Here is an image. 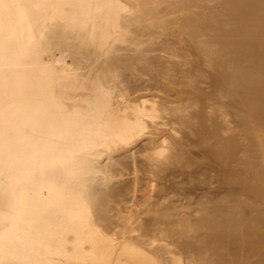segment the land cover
Here are the masks:
<instances>
[{"label": "bare ground", "instance_id": "bare-ground-1", "mask_svg": "<svg viewBox=\"0 0 264 264\" xmlns=\"http://www.w3.org/2000/svg\"><path fill=\"white\" fill-rule=\"evenodd\" d=\"M0 264H264V0H0Z\"/></svg>", "mask_w": 264, "mask_h": 264}, {"label": "rangeland", "instance_id": "rangeland-1", "mask_svg": "<svg viewBox=\"0 0 264 264\" xmlns=\"http://www.w3.org/2000/svg\"><path fill=\"white\" fill-rule=\"evenodd\" d=\"M184 49H186V47L184 46ZM144 79H146V77L144 76H141V79L140 80H138V81H136L135 82V85H139V86H141L142 84H144V82H143V80ZM150 82V81H149ZM203 85V84H202ZM203 86H205V85H203ZM153 91V90H152ZM132 96V94H129V97H131ZM231 125H233V123L231 124ZM195 151V150H194ZM142 172V171H141ZM141 172H139L138 173V175L142 178L141 179V182H145L146 180H145V178H146V176H145V173L144 172H142L143 173V175H140L141 174ZM203 177V176H202ZM201 177V178H202ZM203 186V187H202ZM214 186H215V184H213L212 186L210 185V187H213L212 189H214ZM200 187L201 188H203V190L205 191L206 190V186L205 185H203V184H200ZM197 192H199V191H197ZM137 195H139L140 194V192H137L136 193Z\"/></svg>", "mask_w": 264, "mask_h": 264}]
</instances>
